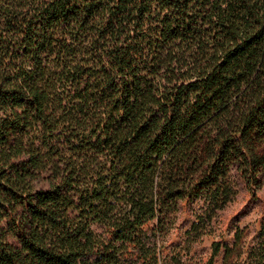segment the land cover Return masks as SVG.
Masks as SVG:
<instances>
[{
	"label": "trees",
	"instance_id": "obj_1",
	"mask_svg": "<svg viewBox=\"0 0 264 264\" xmlns=\"http://www.w3.org/2000/svg\"><path fill=\"white\" fill-rule=\"evenodd\" d=\"M241 192L264 195V0H0V264H161L171 216Z\"/></svg>",
	"mask_w": 264,
	"mask_h": 264
},
{
	"label": "rangeland",
	"instance_id": "obj_2",
	"mask_svg": "<svg viewBox=\"0 0 264 264\" xmlns=\"http://www.w3.org/2000/svg\"><path fill=\"white\" fill-rule=\"evenodd\" d=\"M200 215L201 205L194 204L170 217L161 264H206L210 259L212 264H246L253 249L264 247V195L251 200L241 192L211 220L200 223ZM214 245L219 247L215 256ZM227 246L234 252L226 260Z\"/></svg>",
	"mask_w": 264,
	"mask_h": 264
}]
</instances>
